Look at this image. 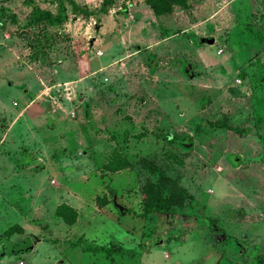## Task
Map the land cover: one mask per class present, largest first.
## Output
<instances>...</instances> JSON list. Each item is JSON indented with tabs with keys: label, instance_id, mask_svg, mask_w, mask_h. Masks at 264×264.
I'll return each mask as SVG.
<instances>
[{
	"label": "rangeland",
	"instance_id": "obj_1",
	"mask_svg": "<svg viewBox=\"0 0 264 264\" xmlns=\"http://www.w3.org/2000/svg\"><path fill=\"white\" fill-rule=\"evenodd\" d=\"M186 3L0 0V264H264V0Z\"/></svg>",
	"mask_w": 264,
	"mask_h": 264
},
{
	"label": "trees",
	"instance_id": "obj_2",
	"mask_svg": "<svg viewBox=\"0 0 264 264\" xmlns=\"http://www.w3.org/2000/svg\"><path fill=\"white\" fill-rule=\"evenodd\" d=\"M69 2L72 8L75 7V4L72 1H69ZM144 3L148 6L152 14L156 17L170 13L174 7H177L178 9H184L188 7L186 0H144ZM32 18H33L32 20L34 21L35 20L37 21L43 18V19H46L47 22L49 23L57 22L58 20L57 18L52 19L46 11L39 10L36 7L33 8ZM216 125L221 127V125H219L218 123ZM222 126L226 127L227 129L237 131L240 134H246L247 132H249L248 129H237V127H231L230 125H227V126L222 125ZM119 168H121L120 164L116 163V164H111L108 170L114 171L115 169H119ZM180 190L182 193H184L182 189ZM155 197H158L160 201H156L155 203L151 202L150 204L146 203V206H144V211L165 212L167 209L165 203L170 201V198H171L170 195L156 193L154 196H152V198H155ZM59 206L67 208V210L70 211L71 217L74 216L75 212L72 208L68 207L64 203ZM55 210L57 211V207L55 208ZM57 214L58 216H60L59 212ZM13 229L20 231V228L18 227H9L3 231V235L10 234V232H12ZM93 248L94 247H88L87 250H91V251L99 250V251H107V252L113 251L110 248H107V249L102 248V247H97L96 249H93ZM115 250L120 251V252H126V253L131 252V251L124 250L122 247H120L119 249H115ZM255 262L256 264H263L262 261L259 259H257Z\"/></svg>",
	"mask_w": 264,
	"mask_h": 264
},
{
	"label": "crops",
	"instance_id": "obj_3",
	"mask_svg": "<svg viewBox=\"0 0 264 264\" xmlns=\"http://www.w3.org/2000/svg\"><path fill=\"white\" fill-rule=\"evenodd\" d=\"M167 14H168V13H167ZM167 14H164V15H167ZM23 93H24V97H25L24 100H26V102L24 103L25 106H24L20 111H22V112L24 111V112L26 113V112H28L27 110H29V106H31V104L34 103V100H35V98L37 97V93H35V92H33V91H30V90H27V91H25V92H23ZM16 105H17V104H16ZM16 105H15V106H16ZM32 115H35L33 111H31L27 117H29L32 121H36L37 118L32 117ZM37 122H39V119H38ZM2 142H3V141H1L0 143H2ZM16 171L19 172V170H16ZM68 207L73 208V207L70 206V205H68ZM100 208H101L100 210L103 211V209H102L103 206L100 207ZM98 212H99V211H98ZM99 213H100V212H99ZM9 227H18V228H20V232H21V234H22V233H26V232H29L30 234H32V232H30L29 229H28V226H27V224H26V221H25L24 224H21V225H14V226H9ZM9 227H8V228H9ZM6 229H7V228H6ZM2 234H3V233H2ZM10 234H11V232H10ZM10 234H8V236H9ZM32 235H34V234H32ZM30 249H32V248H30ZM17 263H18V262H17Z\"/></svg>",
	"mask_w": 264,
	"mask_h": 264
},
{
	"label": "water",
	"instance_id": "obj_4",
	"mask_svg": "<svg viewBox=\"0 0 264 264\" xmlns=\"http://www.w3.org/2000/svg\"><path fill=\"white\" fill-rule=\"evenodd\" d=\"M202 41H204L205 43L211 44L213 42V39L211 37H205L202 39Z\"/></svg>",
	"mask_w": 264,
	"mask_h": 264
},
{
	"label": "built area",
	"instance_id": "obj_5",
	"mask_svg": "<svg viewBox=\"0 0 264 264\" xmlns=\"http://www.w3.org/2000/svg\"><path fill=\"white\" fill-rule=\"evenodd\" d=\"M96 52L98 53V54H100L101 53V51L99 50V49H97L96 50ZM17 264H21L20 262H18Z\"/></svg>",
	"mask_w": 264,
	"mask_h": 264
}]
</instances>
